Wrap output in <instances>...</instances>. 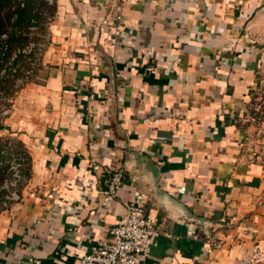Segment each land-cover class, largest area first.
<instances>
[{
  "label": "crops",
  "instance_id": "0c3cea01",
  "mask_svg": "<svg viewBox=\"0 0 264 264\" xmlns=\"http://www.w3.org/2000/svg\"><path fill=\"white\" fill-rule=\"evenodd\" d=\"M50 11L36 76L0 122V150L24 159L18 199L0 196V264H79L130 200L156 221L138 264L264 252V163L250 153H264V0Z\"/></svg>",
  "mask_w": 264,
  "mask_h": 264
},
{
  "label": "built area",
  "instance_id": "2783aa9c",
  "mask_svg": "<svg viewBox=\"0 0 264 264\" xmlns=\"http://www.w3.org/2000/svg\"><path fill=\"white\" fill-rule=\"evenodd\" d=\"M3 1V0H0ZM16 8L23 9L32 2V14L25 29L16 26L18 14L13 13L9 19L8 30L0 28V78L11 79L13 89L19 91L26 83L36 76L41 57L46 47L43 28L52 21L50 8L53 0H7ZM0 13V20H1ZM25 38L23 44L11 47L9 39L11 33ZM255 98L260 93H254ZM5 93L0 91V122L11 112ZM252 109V107H249ZM1 125V123H0ZM10 151V153H8ZM5 148L0 150V196L1 206L7 207L9 201L17 200L16 189L23 181L22 166L24 159ZM251 156L264 163V153L250 149ZM122 169H115L107 189V195H114L121 185ZM156 221L147 214L145 208L130 200L124 203V212L111 233V242L101 243L91 253L84 254L79 264H138L140 259L150 254V245L156 234ZM242 264H264V252H255L251 258L242 261Z\"/></svg>",
  "mask_w": 264,
  "mask_h": 264
},
{
  "label": "trees",
  "instance_id": "16d2710c",
  "mask_svg": "<svg viewBox=\"0 0 264 264\" xmlns=\"http://www.w3.org/2000/svg\"><path fill=\"white\" fill-rule=\"evenodd\" d=\"M5 7H8L10 9L11 5L8 4L7 0L0 1V12H2ZM32 8H33L32 2H29L26 5V7L23 9L16 8L15 13L18 14V21L16 23V26H18L21 29L26 28L29 18L32 14ZM9 9L8 11H6L7 13L10 12ZM10 16H12V14ZM3 20H4V17L2 16L0 20V27L2 28L6 27L4 24L5 21ZM24 41H25V38H23L22 36H15L14 31H13V33H11L10 35L9 44L11 47H15V46H19L23 44ZM0 91H3L4 93H8L10 96H13L15 92L13 89V81L11 79H1L0 78ZM0 129H1V126H0Z\"/></svg>",
  "mask_w": 264,
  "mask_h": 264
},
{
  "label": "rangeland",
  "instance_id": "374dc122",
  "mask_svg": "<svg viewBox=\"0 0 264 264\" xmlns=\"http://www.w3.org/2000/svg\"><path fill=\"white\" fill-rule=\"evenodd\" d=\"M8 4L9 5H11V7H10V9L8 8V7H5L4 8V10L2 11V12H0L1 13V15L4 17V20L3 21H5L4 22V24H5V26L6 27H4V28H2V27H0L1 28V30L3 29V30H8L7 28L9 27V25H8V23H9V19H10V15L12 14L13 15V13H15V11H16V6L13 4V3H11V2H8ZM8 9H9V13H7L6 11H8ZM7 13V14H6ZM2 16H1V18H2ZM10 16V17H9ZM5 96H6V99H10L11 98V96L8 94V93H5ZM5 103V102H4ZM4 103L3 104H0V108H1V106H3L4 105Z\"/></svg>",
  "mask_w": 264,
  "mask_h": 264
}]
</instances>
